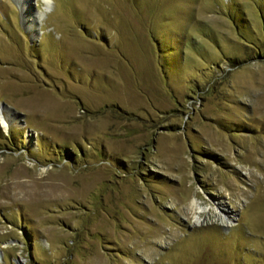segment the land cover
Here are the masks:
<instances>
[{
    "label": "rangeland",
    "instance_id": "374dc122",
    "mask_svg": "<svg viewBox=\"0 0 264 264\" xmlns=\"http://www.w3.org/2000/svg\"><path fill=\"white\" fill-rule=\"evenodd\" d=\"M0 105V264H264V0H0Z\"/></svg>",
    "mask_w": 264,
    "mask_h": 264
},
{
    "label": "bare ground",
    "instance_id": "6f19581e",
    "mask_svg": "<svg viewBox=\"0 0 264 264\" xmlns=\"http://www.w3.org/2000/svg\"><path fill=\"white\" fill-rule=\"evenodd\" d=\"M8 108L7 106H3V105H0V116H1V120H2V124L5 126V128H8L9 126V123L10 121L9 120H12V119H9L10 116L7 117V115L4 113V108ZM219 210L221 211V214L220 216L222 217V219L225 221V222H230L231 220V214L224 210L222 207L219 206Z\"/></svg>",
    "mask_w": 264,
    "mask_h": 264
},
{
    "label": "snow or ice",
    "instance_id": "6c2138e0",
    "mask_svg": "<svg viewBox=\"0 0 264 264\" xmlns=\"http://www.w3.org/2000/svg\"><path fill=\"white\" fill-rule=\"evenodd\" d=\"M0 122H2V121H0Z\"/></svg>",
    "mask_w": 264,
    "mask_h": 264
},
{
    "label": "trees",
    "instance_id": "16d2710c",
    "mask_svg": "<svg viewBox=\"0 0 264 264\" xmlns=\"http://www.w3.org/2000/svg\"><path fill=\"white\" fill-rule=\"evenodd\" d=\"M261 56H263V55H261Z\"/></svg>",
    "mask_w": 264,
    "mask_h": 264
}]
</instances>
